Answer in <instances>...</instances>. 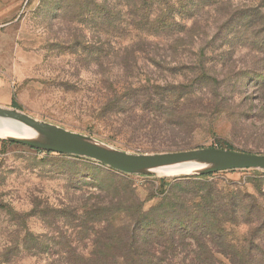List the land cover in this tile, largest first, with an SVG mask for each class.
Returning <instances> with one entry per match:
<instances>
[{
	"label": "rangeland",
	"instance_id": "obj_1",
	"mask_svg": "<svg viewBox=\"0 0 264 264\" xmlns=\"http://www.w3.org/2000/svg\"><path fill=\"white\" fill-rule=\"evenodd\" d=\"M0 107L131 154L264 155V0H0ZM0 264H264V172L0 138Z\"/></svg>",
	"mask_w": 264,
	"mask_h": 264
},
{
	"label": "water",
	"instance_id": "obj_2",
	"mask_svg": "<svg viewBox=\"0 0 264 264\" xmlns=\"http://www.w3.org/2000/svg\"><path fill=\"white\" fill-rule=\"evenodd\" d=\"M27 128L35 139L7 137L11 142L26 144L48 152L88 158L126 175L157 173L161 168L192 163L203 169L193 175H206L236 169H255L264 172V155L206 149L166 154H131L105 146L85 135L39 122L26 114L0 107V130Z\"/></svg>",
	"mask_w": 264,
	"mask_h": 264
},
{
	"label": "bare ground",
	"instance_id": "obj_3",
	"mask_svg": "<svg viewBox=\"0 0 264 264\" xmlns=\"http://www.w3.org/2000/svg\"><path fill=\"white\" fill-rule=\"evenodd\" d=\"M22 132H21V131ZM20 132L24 134V139H35L36 134L33 131L28 130L27 128H7V129H1L0 130V138H7V137H16L20 138L19 134ZM203 168L199 165L192 164V163H186L176 166H171L167 168H161L157 170L156 172L160 175H169V176H180V175H193L201 171Z\"/></svg>",
	"mask_w": 264,
	"mask_h": 264
},
{
	"label": "trees",
	"instance_id": "obj_4",
	"mask_svg": "<svg viewBox=\"0 0 264 264\" xmlns=\"http://www.w3.org/2000/svg\"><path fill=\"white\" fill-rule=\"evenodd\" d=\"M182 30H185L184 28L182 29ZM179 33H181V32H179ZM156 34H161V33H156ZM162 34H164V35H166L167 36V34H173V32L169 29L167 32H164V33H162Z\"/></svg>",
	"mask_w": 264,
	"mask_h": 264
}]
</instances>
